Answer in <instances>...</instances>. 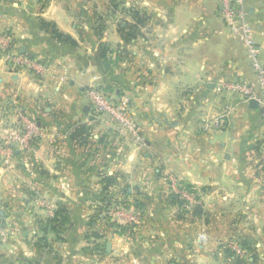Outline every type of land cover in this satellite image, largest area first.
Wrapping results in <instances>:
<instances>
[{
    "label": "crops",
    "instance_id": "1",
    "mask_svg": "<svg viewBox=\"0 0 264 264\" xmlns=\"http://www.w3.org/2000/svg\"><path fill=\"white\" fill-rule=\"evenodd\" d=\"M245 5L264 64V0ZM0 30L45 66L0 56V140L19 114L39 128L0 163V264H264V109L226 89L259 84L218 0H0ZM91 86L127 99L140 140L92 116ZM134 203L131 231L99 218Z\"/></svg>",
    "mask_w": 264,
    "mask_h": 264
},
{
    "label": "built area",
    "instance_id": "2",
    "mask_svg": "<svg viewBox=\"0 0 264 264\" xmlns=\"http://www.w3.org/2000/svg\"><path fill=\"white\" fill-rule=\"evenodd\" d=\"M218 14L233 37L239 38L246 47L247 57L256 74L259 91L256 92L247 82H231L226 89L239 94L245 101L255 100L264 109V64L261 61V49L255 41L254 31L249 21L245 0H218ZM0 56L13 70L28 68L35 78L40 79L45 72L42 62L21 53L16 47L13 36L8 30H0ZM91 114L95 118H104L113 123L117 132L126 133L135 140L141 139L140 127L130 112L127 99H115L112 92L103 87L91 86L87 89ZM18 110V109H16ZM19 112V111H18ZM221 119L213 121L219 126ZM39 134L37 122L19 114L6 137L0 140V163L6 162L18 147H28L35 143ZM169 192L182 201V207L190 211L201 205V199L188 190L180 180L170 174L165 175ZM109 217L117 224H139L140 212L131 207L117 205L108 210ZM8 229L0 224V241L8 239Z\"/></svg>",
    "mask_w": 264,
    "mask_h": 264
},
{
    "label": "trees",
    "instance_id": "3",
    "mask_svg": "<svg viewBox=\"0 0 264 264\" xmlns=\"http://www.w3.org/2000/svg\"><path fill=\"white\" fill-rule=\"evenodd\" d=\"M59 34V33H58ZM35 77V76H34ZM181 182V184H183V185H185V187L188 189V190H190V191H192V192H194L195 193V196L197 197V198H199V199H201L200 198V196L198 195V193L195 191V189L190 185V184H188V183H186V182H184V181H180ZM173 195V194H172ZM173 197V200L177 203V205H178V214L179 215H187V214H190V213H196L197 211H198V207L199 206H195L193 209H191L190 211H187L186 209H184L183 207H182V201L177 197V196H175V195H173L172 196ZM124 207H129V206H126V205H124ZM134 208H136L139 212L142 210V208H141V206L138 204H135L134 203V206H133ZM112 207H109V206H105L102 210H101V212L99 213V218H101V216H104V218L103 219H108V220H110L111 218L109 217V215H108V210L109 209H111ZM101 215V216H100ZM106 219V220H107ZM111 221V220H110ZM109 222V221H108ZM109 224L111 225V227L114 229V231L116 232V233H118V234H124V233H126L127 231H131L132 230V228H134L136 225H139V224H125V225H120V224H117V223H115L114 221H111V222H109ZM37 243H43V244H46V239L45 238H43V237H41V238H39L38 240H37Z\"/></svg>",
    "mask_w": 264,
    "mask_h": 264
},
{
    "label": "water",
    "instance_id": "4",
    "mask_svg": "<svg viewBox=\"0 0 264 264\" xmlns=\"http://www.w3.org/2000/svg\"><path fill=\"white\" fill-rule=\"evenodd\" d=\"M22 52H23V51H22ZM23 53H24V52H23ZM29 57H31V56H29ZM103 65L105 66V68L108 67V63H107V62H103ZM249 102H250L251 106H253V107H257V106H259V104H258L257 101H255V100H249ZM107 247H109V244H107Z\"/></svg>",
    "mask_w": 264,
    "mask_h": 264
},
{
    "label": "rangeland",
    "instance_id": "5",
    "mask_svg": "<svg viewBox=\"0 0 264 264\" xmlns=\"http://www.w3.org/2000/svg\"><path fill=\"white\" fill-rule=\"evenodd\" d=\"M104 1V0H103Z\"/></svg>",
    "mask_w": 264,
    "mask_h": 264
}]
</instances>
